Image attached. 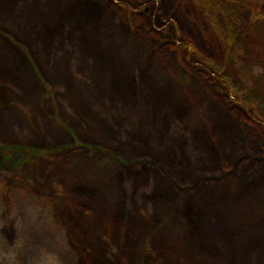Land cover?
<instances>
[{"label":"rangeland","instance_id":"obj_1","mask_svg":"<svg viewBox=\"0 0 264 264\" xmlns=\"http://www.w3.org/2000/svg\"><path fill=\"white\" fill-rule=\"evenodd\" d=\"M252 92L264 0H0V264H264Z\"/></svg>","mask_w":264,"mask_h":264},{"label":"trees","instance_id":"obj_2","mask_svg":"<svg viewBox=\"0 0 264 264\" xmlns=\"http://www.w3.org/2000/svg\"><path fill=\"white\" fill-rule=\"evenodd\" d=\"M236 36L234 35L231 39H230V41H231V44L234 46V43H236ZM231 49H232V51H231V53H233V50H234V47H231ZM239 49H241V48H239ZM230 53V59H231V57H234L233 56V54H231ZM235 55V54H234ZM248 99H251L250 101L251 102H253V103H257V105L258 106H260V107H264V102H262V99H261V97H257V95L255 94V93H251V94H249V97H248ZM50 153V152H49Z\"/></svg>","mask_w":264,"mask_h":264}]
</instances>
